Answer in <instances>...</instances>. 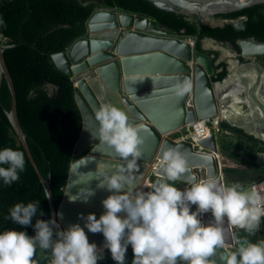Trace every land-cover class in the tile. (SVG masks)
Listing matches in <instances>:
<instances>
[{"label":"water","instance_id":"95a60500","mask_svg":"<svg viewBox=\"0 0 264 264\" xmlns=\"http://www.w3.org/2000/svg\"><path fill=\"white\" fill-rule=\"evenodd\" d=\"M148 1L161 10L187 16L195 15L202 20L216 14L264 4V0ZM117 18L120 19L119 22ZM177 34L174 30L160 26L154 18L147 15L126 11L117 6L95 7L85 22V33L63 51L50 55L55 67L72 80L74 100L81 115L80 133L72 150L74 156H81L69 165L62 199L57 208L53 203L49 180L40 173L18 120L13 81L3 56L4 50L16 44L0 40V86L4 79L11 95V106L6 115L44 188L50 209L49 220L57 221L63 230L72 225H80L89 243H94L97 249L105 247V237L103 233H92L87 229V217L94 214L99 219L106 211L102 201L113 194L106 187L98 186L102 179L100 176L110 175L118 167L126 166V161L115 155L96 137L99 125L95 112L102 104L109 103L124 110L130 122L142 126L139 133L143 139L140 146L142 155L137 161V170L131 174L137 186L136 190H150V184H143L145 175L151 166H154V174L160 175L159 162L162 150L167 146L177 147L186 155L189 171L177 180L180 184H188L190 187L193 182L200 181L197 171L200 166L207 168L208 177L213 176L223 184L220 178L222 159L219 160L217 156L214 133L200 139L199 143L204 148L202 150L190 141H176L168 135L182 129L185 122L192 123L198 119L212 121L219 113L218 101L224 105L229 101V97L223 100L219 98L217 87L223 85L220 88L224 90L232 84L231 65L239 68L255 65L254 57L244 55L242 42L261 45L262 49L259 51L262 52L264 42L253 38L239 39L237 45L240 56L249 59L252 65L240 63L238 59L228 61L226 76L220 81H212L211 56L202 49L198 50L196 43L191 48L188 42L175 37ZM193 37L196 40V36ZM202 41L211 45L218 42L210 37H205ZM192 54L197 64L194 69L193 107L187 108L190 91L178 98L170 89L179 81L190 80L186 61ZM253 78L254 84L257 75ZM263 83V73H260L258 87H263ZM260 93H263V88ZM255 97L257 96L249 97L250 106H259L258 109L263 113V100ZM243 105L245 108L241 110H247L249 104ZM228 122L242 128V124ZM253 125L264 128L263 120L261 123L254 120ZM244 132L251 135L247 130ZM85 159L87 163L83 164ZM154 162L158 163L153 165ZM89 192L93 194L89 196ZM196 209V205L190 206V211ZM199 218L205 226L214 223L211 212L202 213ZM224 230L226 246L230 247L234 241L233 230L232 226L227 224L226 217ZM35 234L29 236L34 237Z\"/></svg>","mask_w":264,"mask_h":264},{"label":"clouds","instance_id":"9594fccd","mask_svg":"<svg viewBox=\"0 0 264 264\" xmlns=\"http://www.w3.org/2000/svg\"><path fill=\"white\" fill-rule=\"evenodd\" d=\"M0 26L6 27L2 18ZM190 90L188 79L170 89L178 98ZM95 119L99 142L126 161V166L100 176L98 186L113 194L102 201L105 213L99 219L88 215L85 226L92 233H103L105 247L117 264H125L129 245L134 254L132 264H264V240L253 243L246 236L233 234V249L226 247L224 230L226 217L228 225L248 235L258 231L264 218V183L245 188L239 183L221 184L209 176L181 190L175 182L189 171L188 161L179 148L167 146L159 162L160 178L149 191H138L131 174L142 155V126L130 122L124 110L109 103L96 110ZM24 170L22 151L11 147L0 150V179L5 185L18 181ZM191 205L197 206L196 211H190ZM38 206L39 201L16 203L9 210L10 218L17 225H31ZM207 212L214 223L205 226L199 216ZM34 228V237L15 229L0 232V264H37L38 249L51 253L50 264H97L103 259L78 224L61 231L55 220L37 219Z\"/></svg>","mask_w":264,"mask_h":264},{"label":"trees","instance_id":"16d2710c","mask_svg":"<svg viewBox=\"0 0 264 264\" xmlns=\"http://www.w3.org/2000/svg\"><path fill=\"white\" fill-rule=\"evenodd\" d=\"M102 1L107 6H117L152 17L160 26L178 34L196 36L198 50H201L199 40L204 37L228 43L235 50H238L236 42L239 39L254 38L264 41V4L216 14L215 16L226 19L221 26H197L195 15L187 16L161 10L148 0ZM95 7L94 3L82 0H0V18L6 23V27L0 26V40L3 38L5 43L16 44L4 50L3 56L13 81L18 120L40 173L49 180L55 208L62 199L69 165L81 156H74L72 153L81 129V115L74 100L72 80L55 67L50 55L63 51L85 33V22ZM206 53L214 55L211 59L214 70L220 68L211 76V80L223 79L227 74L226 63L221 61L214 65L218 52ZM47 86L52 88L51 92ZM10 106L11 95L2 79L0 150L11 147L22 151L25 156V170L19 173L20 179L11 185H5L0 179V232L15 229L31 235L36 233L34 225L37 219L49 220L50 209L39 177L6 115ZM247 136L245 138L251 139V136ZM33 201H39V210L31 225H17L11 220L9 210L12 206ZM56 223L58 224L57 221ZM260 229L261 232L254 235H248L242 229L233 234L246 236L256 243L264 240V225ZM53 238H56L55 230ZM233 246L235 248L236 245ZM99 252L103 259L98 260L97 264H117L109 249L105 247ZM49 254L51 253L38 249L35 257L37 264H46ZM129 256L134 259L133 251Z\"/></svg>","mask_w":264,"mask_h":264},{"label":"rangeland","instance_id":"374dc122","mask_svg":"<svg viewBox=\"0 0 264 264\" xmlns=\"http://www.w3.org/2000/svg\"><path fill=\"white\" fill-rule=\"evenodd\" d=\"M86 3L92 2L96 7H106L107 5L102 0H82ZM203 21L210 23L211 25L223 24L224 20L216 18L214 16L207 17ZM180 38H189L196 40L193 36L177 34ZM1 37V36H0ZM3 42L5 39H1ZM200 47L204 51H217L218 57L215 62L219 61H233L237 59V52L227 43L215 42L213 45L201 42ZM255 61L258 62L262 67H264V59L262 55H254ZM238 68L237 66H235ZM213 74V72H212ZM49 92L52 91L50 86L46 87ZM224 104L221 101H218V111L219 113L213 118L216 122L218 130H213L211 126L207 125V130L210 133H214L216 146H217V156L218 159L226 157L228 162L220 160V178L225 185H232L235 183L241 184L245 188H251L254 185L264 183V142L259 140L251 135V139L245 138L248 137L247 133L244 132V129L230 124L226 121L221 115V109ZM190 106H187L189 108ZM245 108V105H242V109ZM185 128H182L181 131H175L168 135L169 138L177 140L181 137L182 131ZM236 129H239L237 131ZM186 131V129L184 130ZM190 131V130H189ZM158 162H154L153 165ZM153 167L149 169L145 175L143 184H152L157 179L160 178V175L154 174ZM199 171V169H197ZM142 184V185H143ZM175 186L183 190L188 187V184H180L178 181L175 182ZM139 189L138 191H140ZM123 215V214H122ZM261 225H264V218L261 219ZM260 225V226H261ZM59 230L64 231L61 226ZM233 233L238 230L232 227ZM261 229L259 228L256 233H260ZM259 242V241H258ZM232 244V243H231ZM235 245V241H233ZM227 247V246H226ZM105 247L98 248V251H102ZM234 249V246H230ZM132 252L131 245L128 246L126 255H125V264H132V259L130 254ZM107 257L105 256L104 259Z\"/></svg>","mask_w":264,"mask_h":264},{"label":"bare ground","instance_id":"6f19581e","mask_svg":"<svg viewBox=\"0 0 264 264\" xmlns=\"http://www.w3.org/2000/svg\"><path fill=\"white\" fill-rule=\"evenodd\" d=\"M117 21L119 22L120 19L117 18ZM181 40H184L188 42L193 48L195 42L192 39L189 38H180L179 36H175ZM207 44H210L207 42ZM242 48L244 50V55L246 56H251L253 57L254 55H263L264 52L259 51L262 49L261 45L257 44H252L250 42H242ZM264 48V47H263ZM255 50V51H254ZM187 65L189 66V73H190V81H191V90L187 99V106L193 107V101H192V92H193V87H194V69L197 64L194 54H192L191 58L186 61ZM231 81L232 84L228 86V88L222 90L220 87H217V93L220 99H225L226 97H229V101L225 103L223 108L221 109V115L224 119H227L228 121L235 123V124H242V128L244 130H247V132H251V135L256 136L257 138L264 139V128L261 126H254V120L258 121L261 123V120L264 121V113H262L261 109L253 108L250 106V92L251 87H252V82H253V76L255 75V70L253 66H248V67H242V68H236L235 65H231ZM75 85L76 82H74ZM263 88V93H264V87H259L256 91L254 90L255 98H259L260 100H263L262 91ZM246 92V96H244V93ZM241 93V94H240ZM248 103L249 107L247 110L242 111V106L241 104ZM242 104V105H243ZM257 109V110H255ZM256 117V119H255ZM262 118V119H261ZM258 119V120H257ZM251 120V121H250ZM205 120H195L192 123L185 122L184 126L182 128H188V127H195L196 129V142L200 147H197L199 149H204L199 141L202 138H205L208 134H211L207 130V125L205 124ZM214 121V120H213ZM211 121V122H213ZM181 131V129L179 130ZM222 160L224 162H228L226 157H223ZM197 169H199V174H200V181L208 178L207 175V168L205 166H200ZM233 243V242H231Z\"/></svg>","mask_w":264,"mask_h":264},{"label":"flooded vegetation","instance_id":"af4514ba","mask_svg":"<svg viewBox=\"0 0 264 264\" xmlns=\"http://www.w3.org/2000/svg\"><path fill=\"white\" fill-rule=\"evenodd\" d=\"M214 17H216V18H220L221 20H224V23L226 22V19H224V18H221V17H218V16H215L214 15ZM223 23V24H224ZM196 24H197V26H200L201 24H208L209 26H221V25H223V24H215V25H211L210 23H207V22H205V21H203L201 18H196ZM205 38V37H204ZM204 38H202V39H200L199 40V43L201 44V42H203L202 40L204 39ZM211 38V37H210ZM196 39H197V37H196ZM243 39H246V38H243ZM254 39V38H253ZM256 40V39H255ZM217 41V40H216ZM238 41V40H237ZM257 41H259V40H257ZM219 42V41H218ZM261 42H264V41H261ZM222 43V42H221ZM237 43V42H236ZM232 47V46H231ZM201 48V47H200ZM234 49V48H233ZM235 50V49H234ZM237 53V59L240 61V63H244V62H246V63H249V64H251V61L249 60V59H245V58H242V56H240V51H239V47H238V50H235ZM206 52H208V51H206ZM208 55H210L211 56V59L214 57V55L213 54H208ZM254 58H253V62L255 63V65H252L253 66V68H254V70L256 71V75H257V78H256V81H255V83L254 84H252V87H251V92H250V95L251 96H255V94H254V90L256 91L259 87H258V81H259V79H260V73H263V78H264V67H262L258 62H256L255 61V56H253ZM262 58L264 59V56L262 55ZM219 62H221V61H219ZM218 62V63H219ZM225 62V61H224ZM218 63H216L215 61H214V65H216V64H218ZM226 63V67L228 66V63L227 62H225ZM212 68H213V66H212ZM220 70V68L219 69H215L214 70V68H213V74L216 72V71H219ZM213 74H212V76H213ZM220 81V80H219ZM253 83V82H252ZM263 87H264V83H263ZM261 96H263V113H264V93H262V95ZM264 122V121H263ZM247 135H250V134H247ZM251 136H253V135H251ZM254 137V136H253ZM258 139V138H257ZM260 140V139H259ZM263 142H264V140H262ZM233 246V245H232Z\"/></svg>","mask_w":264,"mask_h":264},{"label":"built area","instance_id":"2783aa9c","mask_svg":"<svg viewBox=\"0 0 264 264\" xmlns=\"http://www.w3.org/2000/svg\"><path fill=\"white\" fill-rule=\"evenodd\" d=\"M214 120V119H213ZM212 120V121H213ZM205 122V121H204ZM206 125H210L211 128H212V132L213 130H218V127L216 125V122L215 120L213 122H205ZM186 129V131H184ZM183 131H182V135L179 139H177L176 141H182V140H185V141H190L192 144H194L196 147H200L198 145V143L196 142V129L195 127H188V128H185ZM190 130V131H189ZM209 135V134H208ZM52 257H51V254L48 255L47 259H46V264H50V261H51ZM98 263V261H97Z\"/></svg>","mask_w":264,"mask_h":264}]
</instances>
